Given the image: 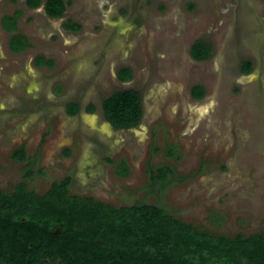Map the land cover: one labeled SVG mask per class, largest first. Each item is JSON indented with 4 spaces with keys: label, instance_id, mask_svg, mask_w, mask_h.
I'll return each mask as SVG.
<instances>
[{
    "label": "rangeland",
    "instance_id": "obj_1",
    "mask_svg": "<svg viewBox=\"0 0 264 264\" xmlns=\"http://www.w3.org/2000/svg\"><path fill=\"white\" fill-rule=\"evenodd\" d=\"M26 1L0 0L1 190L31 173L30 190L44 194L70 176L74 195L158 205L211 234L264 232V0H64L60 18L46 0ZM17 11L15 33L31 46L12 53L1 21ZM198 42L209 59L192 56ZM127 89L141 94L143 119L119 130L102 105ZM19 147L24 162L13 159ZM160 168L168 185L155 181Z\"/></svg>",
    "mask_w": 264,
    "mask_h": 264
},
{
    "label": "trees",
    "instance_id": "obj_2",
    "mask_svg": "<svg viewBox=\"0 0 264 264\" xmlns=\"http://www.w3.org/2000/svg\"><path fill=\"white\" fill-rule=\"evenodd\" d=\"M36 9L42 0H27ZM64 0H46L49 17H63ZM20 11L6 15L2 25L15 32ZM78 30V25L65 24ZM28 37L15 34L9 49L21 53L30 47ZM199 61L209 59L210 47L202 42L192 48ZM38 66H53L43 56L35 60ZM251 72L252 64H244ZM124 82L132 72H119ZM204 88L197 86L193 96L202 99ZM106 120L119 130L137 128L143 119L141 94L133 89L114 92L103 101ZM94 112L93 106L88 107ZM69 113L80 111L78 104L69 105ZM177 151L169 149V157ZM24 147L16 149V162L27 160ZM118 172L127 176L129 169L121 165ZM28 173L12 192L0 189V264H264V232L251 236L233 237L211 234L194 224L184 222L154 204L114 206L92 197L71 193L72 178L54 181L44 194L30 190ZM177 175H174L176 179ZM156 180L168 185L170 174L160 168ZM186 181V178H182Z\"/></svg>",
    "mask_w": 264,
    "mask_h": 264
},
{
    "label": "crops",
    "instance_id": "obj_3",
    "mask_svg": "<svg viewBox=\"0 0 264 264\" xmlns=\"http://www.w3.org/2000/svg\"><path fill=\"white\" fill-rule=\"evenodd\" d=\"M1 24H2V21H1ZM2 27H3V25H2ZM3 28H4V27H3ZM4 30L7 31L5 28H4ZM16 31H17V30H16ZM16 31H15V32H16ZM7 32H8V31H7ZM15 32H9V33H13V35H15V34H16ZM10 39H11V38H10ZM8 46H9V44H8ZM10 51H11V50H10ZM11 52H12V51H11ZM12 53H14V52H12Z\"/></svg>",
    "mask_w": 264,
    "mask_h": 264
}]
</instances>
